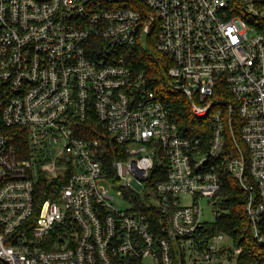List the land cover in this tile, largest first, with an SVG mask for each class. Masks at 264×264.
I'll return each mask as SVG.
<instances>
[{
	"label": "built area",
	"instance_id": "obj_1",
	"mask_svg": "<svg viewBox=\"0 0 264 264\" xmlns=\"http://www.w3.org/2000/svg\"><path fill=\"white\" fill-rule=\"evenodd\" d=\"M151 44L210 133L131 66ZM228 177L264 246V0H0V264H238L203 220Z\"/></svg>",
	"mask_w": 264,
	"mask_h": 264
},
{
	"label": "trees",
	"instance_id": "obj_2",
	"mask_svg": "<svg viewBox=\"0 0 264 264\" xmlns=\"http://www.w3.org/2000/svg\"><path fill=\"white\" fill-rule=\"evenodd\" d=\"M131 66L139 72H145L151 78H158V81L152 84L159 97L171 106V118L179 125L181 131L189 136L202 137L205 133H210V120H196L191 115L189 104L183 94L178 91H172L168 87L167 69L169 63L155 50L154 45L148 48H138L130 56ZM210 127V131H209ZM97 138L102 142V150L105 149L100 160L103 161L105 168L110 166L114 160H123L122 154L125 148L118 145L109 134L102 128H98ZM205 130V131H204ZM204 131V134H203ZM95 133L90 135L95 138ZM239 138V134H238ZM226 184L220 192L219 216L211 224V232H223L235 240L236 246L243 247V254L239 258L238 264H264V246L259 244L253 235L250 220L247 216L246 193L240 188L232 178L226 179ZM55 183L42 179L36 189L35 201L41 204L51 195Z\"/></svg>",
	"mask_w": 264,
	"mask_h": 264
},
{
	"label": "rangeland",
	"instance_id": "obj_3",
	"mask_svg": "<svg viewBox=\"0 0 264 264\" xmlns=\"http://www.w3.org/2000/svg\"><path fill=\"white\" fill-rule=\"evenodd\" d=\"M118 187H119V183H117V181L114 183V187L110 189V193L113 194V195H117L118 193ZM190 202V199H186V203H189ZM202 205H203V208H204V215H203V220L206 221V222H210V223H213L215 222L216 220V216L213 214V208H211L208 203H207V200L206 199H203L202 200ZM220 210V209H219ZM226 245H229L232 247L233 245V242L230 238H226V240L224 241ZM234 264V262H233Z\"/></svg>",
	"mask_w": 264,
	"mask_h": 264
}]
</instances>
